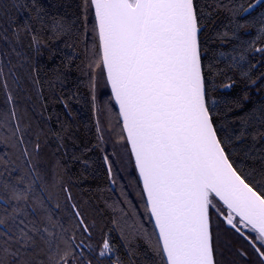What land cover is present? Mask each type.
<instances>
[{
	"label": "snow or ice",
	"instance_id": "obj_1",
	"mask_svg": "<svg viewBox=\"0 0 264 264\" xmlns=\"http://www.w3.org/2000/svg\"><path fill=\"white\" fill-rule=\"evenodd\" d=\"M11 8L64 113L23 124L0 58V264H264V0ZM116 191L108 227L82 197Z\"/></svg>",
	"mask_w": 264,
	"mask_h": 264
},
{
	"label": "trees",
	"instance_id": "obj_2",
	"mask_svg": "<svg viewBox=\"0 0 264 264\" xmlns=\"http://www.w3.org/2000/svg\"><path fill=\"white\" fill-rule=\"evenodd\" d=\"M71 2V0H69ZM13 0H0V58L3 59L4 73L9 72V68L12 69V75L19 78V88H16L15 85H12L10 90L13 91V94L16 96L17 109L25 113L23 124L31 123L33 127L36 126L37 122H42L50 113L53 111L58 113H64L63 105L60 103H49V106L45 109L43 104L45 101L51 99V93L49 92L48 81L54 79V73L51 71L55 65L47 60V55L38 58L41 64H44L45 67L40 70V82L39 84L33 83L32 77L35 75L33 68L36 66V60L33 59L34 53L29 48V38L26 34L21 31V40L15 42L13 38V43L8 44L3 40L4 29H8V35L12 38V30L16 27H20L24 23L25 14L23 12H17L16 9L11 8ZM14 21V22H13ZM13 48L15 51H13ZM19 53V55H17ZM10 62V63H9ZM58 63V61L56 62ZM12 75L7 76L11 84ZM5 78L3 74H0V81ZM43 92V99L41 98V91ZM74 109L80 111V105L74 104ZM7 110L5 90L0 86V111ZM52 126L58 127L55 123V119L50 122ZM78 137L82 140L87 141L88 136L86 130L83 128L80 129L77 133ZM56 143L54 140H50L47 146L42 145L45 148V153L49 154V159L52 163L55 161V157L50 156V153L54 151ZM73 171H75L79 165H71ZM68 177L75 179L72 176V173H68ZM66 177V178H68ZM105 187L106 181L101 173L95 181L87 182L84 187L95 189L96 187ZM74 192L79 196V191L73 189ZM119 197V192L114 193H103V199L94 192H86L83 194L82 199L89 200L92 205L95 213L97 214V219L100 224H107L108 227H111V221L117 215L112 205L113 199ZM115 237V242L120 243L118 233L113 232ZM139 264V260L137 261Z\"/></svg>",
	"mask_w": 264,
	"mask_h": 264
}]
</instances>
